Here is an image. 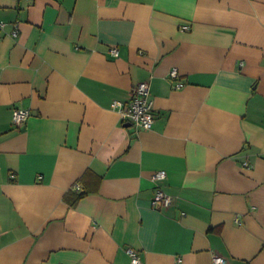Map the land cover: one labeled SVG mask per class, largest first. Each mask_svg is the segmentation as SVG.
Listing matches in <instances>:
<instances>
[{
  "label": "crops",
  "instance_id": "crops-1",
  "mask_svg": "<svg viewBox=\"0 0 264 264\" xmlns=\"http://www.w3.org/2000/svg\"><path fill=\"white\" fill-rule=\"evenodd\" d=\"M0 22V264H264V0H0ZM143 82L149 130L114 107Z\"/></svg>",
  "mask_w": 264,
  "mask_h": 264
},
{
  "label": "built area",
  "instance_id": "built-area-1",
  "mask_svg": "<svg viewBox=\"0 0 264 264\" xmlns=\"http://www.w3.org/2000/svg\"><path fill=\"white\" fill-rule=\"evenodd\" d=\"M5 22H0V30L5 29ZM14 36L18 35V30L13 32ZM112 53L119 56L117 49H113ZM172 78L179 77L177 69L171 71ZM114 107L119 110L123 120L131 121L137 128L149 130L153 127L155 122V113L153 110V102L151 100V90L148 83H139L133 90L132 99L126 103L116 102ZM30 116V111L27 109L15 108L13 110V121L17 126H22ZM152 179L154 182H162L167 179V172L165 170L156 171ZM153 204L158 207L166 208L173 204V198L168 195L161 187H158L153 199ZM128 254L131 258L130 264H143L139 253L133 249H128ZM214 264H227L224 257L215 256Z\"/></svg>",
  "mask_w": 264,
  "mask_h": 264
},
{
  "label": "trees",
  "instance_id": "trees-1",
  "mask_svg": "<svg viewBox=\"0 0 264 264\" xmlns=\"http://www.w3.org/2000/svg\"><path fill=\"white\" fill-rule=\"evenodd\" d=\"M83 195H84V194H79V195H78V199L81 198V197H83Z\"/></svg>",
  "mask_w": 264,
  "mask_h": 264
}]
</instances>
